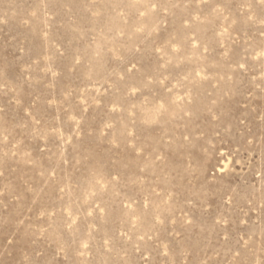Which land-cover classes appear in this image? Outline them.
<instances>
[{"label": "rangeland", "instance_id": "374dc122", "mask_svg": "<svg viewBox=\"0 0 264 264\" xmlns=\"http://www.w3.org/2000/svg\"><path fill=\"white\" fill-rule=\"evenodd\" d=\"M0 264H264V2L0 0Z\"/></svg>", "mask_w": 264, "mask_h": 264}, {"label": "snow or ice", "instance_id": "6c2138e0", "mask_svg": "<svg viewBox=\"0 0 264 264\" xmlns=\"http://www.w3.org/2000/svg\"><path fill=\"white\" fill-rule=\"evenodd\" d=\"M262 2H264V0H262Z\"/></svg>", "mask_w": 264, "mask_h": 264}]
</instances>
